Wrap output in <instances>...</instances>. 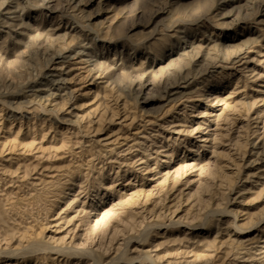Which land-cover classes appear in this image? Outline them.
<instances>
[{
	"label": "rangeland",
	"instance_id": "obj_1",
	"mask_svg": "<svg viewBox=\"0 0 264 264\" xmlns=\"http://www.w3.org/2000/svg\"><path fill=\"white\" fill-rule=\"evenodd\" d=\"M0 264H264V0H0Z\"/></svg>",
	"mask_w": 264,
	"mask_h": 264
}]
</instances>
